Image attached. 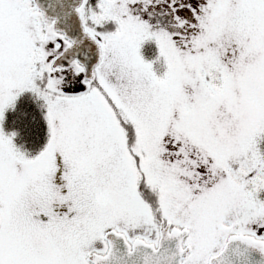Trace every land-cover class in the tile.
<instances>
[{"label": "snow or ice", "instance_id": "1", "mask_svg": "<svg viewBox=\"0 0 264 264\" xmlns=\"http://www.w3.org/2000/svg\"><path fill=\"white\" fill-rule=\"evenodd\" d=\"M0 264H264V0H0Z\"/></svg>", "mask_w": 264, "mask_h": 264}]
</instances>
